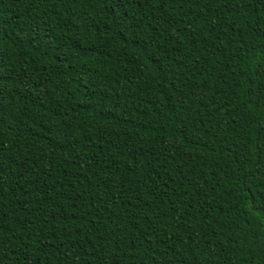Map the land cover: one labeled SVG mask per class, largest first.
<instances>
[{"label":"trees","instance_id":"16d2710c","mask_svg":"<svg viewBox=\"0 0 264 264\" xmlns=\"http://www.w3.org/2000/svg\"><path fill=\"white\" fill-rule=\"evenodd\" d=\"M0 264H264V0H0Z\"/></svg>","mask_w":264,"mask_h":264}]
</instances>
